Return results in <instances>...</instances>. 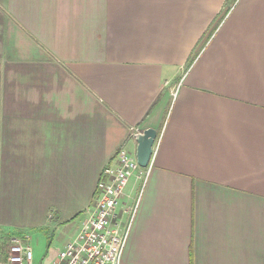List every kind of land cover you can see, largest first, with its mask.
Wrapping results in <instances>:
<instances>
[{
    "label": "crops",
    "instance_id": "obj_1",
    "mask_svg": "<svg viewBox=\"0 0 264 264\" xmlns=\"http://www.w3.org/2000/svg\"><path fill=\"white\" fill-rule=\"evenodd\" d=\"M146 129L121 263L264 264V0H0L2 223L78 232Z\"/></svg>",
    "mask_w": 264,
    "mask_h": 264
},
{
    "label": "built area",
    "instance_id": "obj_2",
    "mask_svg": "<svg viewBox=\"0 0 264 264\" xmlns=\"http://www.w3.org/2000/svg\"><path fill=\"white\" fill-rule=\"evenodd\" d=\"M113 162L100 174L94 193V206L88 218L73 239L64 244L52 264H122L129 228L137 211L149 165L141 168L135 153L125 147L119 148ZM132 179L140 181L141 185L133 203L123 206L128 220L124 228H120V223L112 224L111 218L121 205V200L128 197L127 187ZM32 260V250L22 238L9 237L7 247L0 245V264H32Z\"/></svg>",
    "mask_w": 264,
    "mask_h": 264
},
{
    "label": "rangeland",
    "instance_id": "obj_3",
    "mask_svg": "<svg viewBox=\"0 0 264 264\" xmlns=\"http://www.w3.org/2000/svg\"><path fill=\"white\" fill-rule=\"evenodd\" d=\"M1 210V203H0ZM51 213V212H50ZM52 214V213H51ZM37 212L33 207L26 205L20 206L9 223H2L4 220L0 212V245L7 247L9 237H19L25 240L33 253L32 264H52L57 253L62 249L65 243L72 240L79 223L75 226L69 222L57 225L56 221H45L44 227H17L18 224H32L33 219H37ZM55 215V214H54ZM13 220V221H12ZM75 222V221H74ZM6 224V225H4ZM4 233V234H3Z\"/></svg>",
    "mask_w": 264,
    "mask_h": 264
},
{
    "label": "water",
    "instance_id": "obj_4",
    "mask_svg": "<svg viewBox=\"0 0 264 264\" xmlns=\"http://www.w3.org/2000/svg\"><path fill=\"white\" fill-rule=\"evenodd\" d=\"M156 137L157 133L153 129H146L135 135V156L141 168H146L151 161Z\"/></svg>",
    "mask_w": 264,
    "mask_h": 264
}]
</instances>
